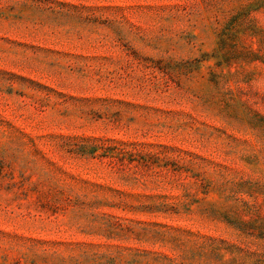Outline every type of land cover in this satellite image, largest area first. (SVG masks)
I'll list each match as a JSON object with an SVG mask.
<instances>
[{"label":"rangeland","instance_id":"obj_1","mask_svg":"<svg viewBox=\"0 0 264 264\" xmlns=\"http://www.w3.org/2000/svg\"><path fill=\"white\" fill-rule=\"evenodd\" d=\"M262 222L264 0H0V264H264Z\"/></svg>","mask_w":264,"mask_h":264},{"label":"trees","instance_id":"obj_2","mask_svg":"<svg viewBox=\"0 0 264 264\" xmlns=\"http://www.w3.org/2000/svg\"><path fill=\"white\" fill-rule=\"evenodd\" d=\"M225 36H226V34L225 35H222L221 37H225ZM219 42H220V40H219ZM260 228H261V230H258L257 235H259L260 237H263L264 236L263 235V232H264L263 231L264 230V224H263V222H262V226Z\"/></svg>","mask_w":264,"mask_h":264}]
</instances>
